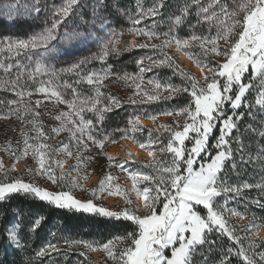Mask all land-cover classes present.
I'll list each match as a JSON object with an SVG mask.
<instances>
[{"label":"snow or ice","instance_id":"6c2138e0","mask_svg":"<svg viewBox=\"0 0 264 264\" xmlns=\"http://www.w3.org/2000/svg\"><path fill=\"white\" fill-rule=\"evenodd\" d=\"M164 6L165 0H156L152 7L144 9L142 0H136L137 11L129 15L130 27L117 30L111 21L102 16L104 0H93L89 14L94 22L99 20V30L104 33L103 37H96L100 39L98 53L59 70L52 64V60L66 54L69 46L93 38L92 33L61 31V26L70 16L81 13L86 7L83 0H62L60 5L53 4L50 7L45 5L44 0H16L0 10V15L10 19L21 14L39 17L46 7L51 14L50 22L46 21L41 30L25 38L0 39V51L14 53L16 57L24 55L34 64L27 81H22L21 76L17 75L12 81L6 82L10 83L9 90L18 99L7 102V111L0 112V119L15 116L22 125V143L17 141L14 147L9 141L2 150L16 161L30 156L36 161L37 168H28V174L41 175L59 189L50 190L35 180L25 181L22 176L10 177V172L16 170L15 164L9 168L0 158V202L19 194L60 209L132 222L137 229L135 232L115 235L101 244L82 239L65 240L69 249L82 247L85 251L80 255L85 257L89 252L103 251L113 264H193V256L198 254L200 246L214 245L215 242L209 239L213 231L226 235L235 245L224 249L217 264H232L231 258L234 256L240 257L243 264H264V236H261L264 218H254L243 224L241 221L246 218V213L228 207L229 200L241 197L245 189L256 188L264 192V182L234 185L221 177L226 162L231 161L233 169L237 167L235 152L241 153V162L255 159L264 168V145L255 157L248 154V160L245 161V144L241 138L243 133L239 129V122L244 119L245 112H238L246 107L249 118L254 119L257 115L264 117V0H232L231 6L225 0H209L207 3H202V0H185L179 14L170 18L168 31L157 30V19H152L150 26H140L146 19L160 17ZM193 6L196 8V23H207L209 34H197L194 31L196 25H192L191 35L180 37L175 28L185 22ZM118 11L125 14L122 9ZM93 27H96L95 23ZM213 27L214 35L211 34ZM125 31L143 36L145 40L140 43L129 41L124 51L150 49L153 53L136 60L138 71L121 75L113 73L111 66H108L99 71L85 72V67L93 60L103 64L110 53H120L118 45ZM153 40H159L160 43H152ZM173 44L177 52L183 51L193 60L200 69V78L182 67L169 54L167 49ZM12 67L13 64L0 61V69L5 73ZM160 67L172 69L173 75L181 83L175 84L171 78L161 82L155 76L145 79L146 72ZM61 73L75 74L80 78L76 83L86 81L92 86L93 94L83 96L73 84L67 81L57 83ZM111 75H116L133 89L132 94L123 102L117 96L102 91L104 81ZM38 77L48 79H40L35 87H30ZM69 89L71 98L66 99L65 93ZM251 90H255L254 101H249L246 96ZM183 93L190 97L188 103L155 114L147 113V118L154 124L161 115L173 116L174 121L173 124H158L154 129H148L147 139L143 142L135 141L136 133L144 131L139 115H130L127 127L114 130L121 133L120 139L138 142L150 158L147 162L135 160L136 154L129 151L128 160L114 163L115 158L103 151L106 143L117 142L112 132L106 133L99 127L107 113L123 104L141 106L168 102ZM34 94L42 95L43 100L33 101ZM44 101L66 104L68 107V111H60L55 115L54 119L59 124L50 127L49 132H45L41 113L37 110ZM4 103L0 101V105ZM254 107L257 109L255 113ZM87 113L93 114L95 123L93 119L86 118ZM217 129L215 142L210 144ZM234 130L238 133L236 136L232 135ZM64 131L69 133L68 143L53 146L48 142L49 134L54 137ZM244 131L264 139V119L259 121V128L249 124ZM30 132L35 135L30 136ZM153 132L156 133L155 137ZM165 133L166 142L161 138ZM86 141L102 150L108 158L109 168L117 167L127 173L132 180L136 201H142L145 215L138 214L140 205L134 202L129 191L117 182L118 178L111 172L99 181L97 187L88 189L89 199L77 198L74 190L85 188L88 173L84 169L87 167L86 162L92 159L83 156V152L89 149ZM186 141L190 142V147ZM233 144L237 145L235 150ZM60 153L66 158L74 157L76 163L66 170L64 165L67 159L56 158ZM202 154L208 155L209 161L198 163L203 161ZM168 156L170 159L163 158ZM129 161L141 165V168L129 170L125 167ZM73 171L78 176H72ZM141 184L145 186L140 187ZM104 193L122 196L125 206L115 211L94 203ZM218 197H223V203L217 204ZM255 202L264 207V203L259 200ZM161 205L163 211L158 214L157 208ZM196 206H203L205 214L197 211ZM14 215L15 219L6 228L5 235L11 245L19 248L22 228L19 210ZM233 218L237 219L236 224L229 223ZM44 219L43 216H37L30 230L34 231ZM169 248L170 256L165 254ZM52 251L59 249L48 244L36 256L44 257ZM204 259L206 264L207 257Z\"/></svg>","mask_w":264,"mask_h":264},{"label":"trees","instance_id":"16d2710c","mask_svg":"<svg viewBox=\"0 0 264 264\" xmlns=\"http://www.w3.org/2000/svg\"><path fill=\"white\" fill-rule=\"evenodd\" d=\"M155 2L156 0H142V7L144 9L150 8ZM207 2H209V0H202V3ZM225 2L229 3V6L232 4V0H225ZM83 3L86 7L82 9V12L81 14H78V17L71 19L70 24L67 26L71 30L79 31L83 28L86 29V26L93 21L92 16L89 14L93 0H83ZM184 3L185 0H165V6L161 10L162 15L157 18L144 20L140 26H150L152 19H157V30L159 32L168 31L170 27V18L179 14V9ZM118 9L124 10L125 14L122 15ZM195 10L196 8L193 6L185 22L178 28H175V32L178 36L186 37L191 35L193 31L191 28L192 25H196L194 31L197 34H209V26L207 23H196L197 16L195 15ZM136 11V0H104L102 16L107 20H110L117 30L127 29L130 27L129 15H134ZM25 27L27 26H23L21 29L25 30ZM211 34H215V27L212 28ZM122 36H135L137 43L141 40H145V37L136 36L127 31H125ZM146 55H153V53L150 49H136L128 52L124 51L119 54H112L103 64L99 61L93 60L87 65V71H99L111 66V70L119 71L121 75L125 72L135 73L138 71L135 63L136 60L139 57ZM78 56H76V58L80 57L83 59L89 55ZM60 67H63V65L61 64ZM56 69L58 70V68ZM157 70L159 73L161 72L160 69ZM28 73L29 72H23L21 70H10L5 73L3 69H0V101L5 102L3 105H0V111H7V102L18 99L15 94L9 90L10 83L6 82L12 81L17 75L21 76L22 81H27ZM69 77L70 76H67L66 73H61L57 83L63 84L64 81L71 83L70 81L74 79L75 82L71 84H73V87H75L79 93L83 96L93 94L92 86L88 85L86 81L80 80L79 83H76V81L80 79L79 77L74 76L71 80H69ZM40 79L46 80L48 77H38L37 81L30 84V86H36ZM102 90H104L106 94L109 93L105 88H102ZM185 94L188 95L187 93ZM112 95L116 96L115 93H112ZM246 96L249 101H254L255 90H251ZM117 97L121 99L120 96ZM169 107V101L148 104L144 106V108L142 107L143 109L133 105L123 104L122 107L114 109L105 115V119L102 125H100V128L107 127L114 130L122 129L127 127V120L132 114L141 115L143 116L142 118L145 117L146 119L147 113H159L171 109ZM256 111L257 109L254 107L253 112L255 113ZM238 112H245L244 119L239 122V129L240 132L243 133L241 138L245 144L244 156L245 161H247L248 154H251L253 157L256 156L261 146L264 145V139L259 138L256 134L244 131L245 126L251 124L253 127L259 128V121L264 119V117L257 115L254 119L249 118L246 107H242ZM41 117L42 113L40 119L45 126V132H49L50 127L56 122L54 115L49 113L46 118ZM88 118H94L93 114L88 115ZM19 122L20 121L18 120L17 126H19V131L18 133H15V145L17 141L22 143V137L20 135V128L22 125H20ZM28 127L30 128V126ZM147 130L148 128L144 127L143 132H146L145 134L136 133L135 141L143 142L146 140L148 136ZM237 134L238 133L235 130L232 133L233 136H236ZM29 135L34 136L35 134L30 132ZM57 137L58 136L53 137L49 134L48 142L53 146H58L54 143V140ZM120 137L121 133L118 132L113 138L118 142L122 140ZM129 140L139 146L138 142H134L132 139ZM236 147L237 145L233 144L234 150ZM240 155L241 153L235 152L237 164L235 169L231 167V161L226 162L224 172L221 174L222 179L226 178L230 184L234 185H239L243 182H248L250 184L264 182V168H261L255 159L250 162H241ZM29 160L32 161L34 159L30 157ZM89 171L91 172V170ZM256 200L264 203V192H261L256 188L245 189L241 197L230 199L228 204L231 208L246 213V217L248 218H264V207H261L260 203H256ZM17 210H19L20 224L22 226L20 231L21 246L19 248L11 245L5 235V230L15 219L14 214ZM37 216H43L45 219L40 226L34 231H31L30 226ZM136 230V226L132 222L126 220L117 221L89 213L60 209L46 202L16 194L12 195L7 201L0 202V264H89V261H91V264H113V261L107 263L95 262L88 254L87 257L82 256L80 255L84 250L82 247H72L69 249L65 240L82 239L101 244L115 235H124L128 232H135ZM209 239L215 242L214 245L205 244L200 246L197 249L198 254L193 256V264H205V257H207L206 264H217L224 249L229 246L235 247L234 243L230 241L226 235L220 234L217 231H213ZM48 244L55 245L59 251H52L44 257H37L36 253ZM231 259L232 264H243L240 257L234 256Z\"/></svg>","mask_w":264,"mask_h":264},{"label":"rangeland","instance_id":"374dc122","mask_svg":"<svg viewBox=\"0 0 264 264\" xmlns=\"http://www.w3.org/2000/svg\"><path fill=\"white\" fill-rule=\"evenodd\" d=\"M16 0H0V10H2L4 8L5 5L8 4H12L15 3ZM44 3L46 6L50 7L51 5L55 4V5H60L62 3V0H44ZM48 7L45 8V11L42 12L40 14L39 17H27L24 14H21L19 17L15 18V19H10L7 18L3 15H0V39H6V38H25L27 37L29 34L34 33L36 31L41 30L44 26H45V22L48 21L50 22V17L51 14L48 11ZM82 12V11H81ZM78 14L81 13H77L76 15H72L68 18L67 22L61 26V31L64 30H69L71 31L70 28H68L67 26L70 24V20L74 19L76 17H78ZM110 21V20H109ZM95 23L96 27H93V24ZM23 26H27L25 27V30H22L21 28ZM79 32L82 33H92L93 38H90L89 40H87L84 43H75L74 46H69L66 54L63 55H59L57 56L56 59L52 60V64L55 66V68L61 69V68H65L67 66H69L70 64H72L73 62H76L78 60H80L81 58L79 56H83L88 54V57L93 56L94 54L98 53L99 50V46H100V39H97L96 37H103L104 33L103 31L99 30V20H96L95 22L92 21L89 23V25L86 26V29H82L79 30ZM207 35V34H204ZM213 35V34H212ZM135 38L134 40L137 42V39L135 36H121V43L118 45V47L120 48V53L124 52V47L125 44L128 43L129 41H132V39ZM140 42H144V40L139 41ZM152 43H160L159 40H153L151 41ZM221 43H223V41H221ZM167 51L169 52L170 55H172L177 62L184 68L188 69L190 72H192L193 74H195L198 78L201 77V72L199 69H196L194 67L195 63L193 62V65H187L185 61H182L179 55V52L176 51L175 45L173 44L172 46H170ZM79 55V56H78ZM110 55H112L110 53ZM109 55V56H110ZM76 56H78L79 58H76ZM108 56V57H109ZM35 59V58H33ZM219 59V58H217ZM0 61H3L4 63L8 64L11 63L13 64V67L11 70H21L23 72H29L32 70V68L34 67V64L32 61H29L27 59V57H25L24 55H21L19 57H16L14 53H8V52H2L0 51ZM17 61L19 63H17ZM145 63H147L145 61ZM61 64L63 65V67H60ZM88 67H85V72L87 71ZM157 69H160V73ZM113 73L116 74H120L119 71H113L111 70ZM205 71H207V69H205ZM251 71V69H250ZM65 74V73H64ZM67 76L69 77V80H71L74 76H76L75 74L72 73H66ZM149 74V76H148ZM250 74V73H249ZM249 74H246L249 75ZM157 77L158 79L161 80V82H166L169 80V78H171L172 82L175 84H180L181 80L173 75V70L167 67H160V68H154L152 70V72H146L145 73V79L147 80V78L150 77ZM71 83H74L75 80L72 79L70 81ZM30 87H35V86H30ZM106 90H108L109 93H115L116 96H120L121 97V101L123 102L124 100L127 99V97L129 95L132 94L133 89L131 87H129L127 84L124 83V81L120 80L117 78L116 75H111L109 76V78L107 80L104 81V87ZM71 89L67 90L65 93V98L69 99L71 98ZM104 91V90H102ZM105 92V91H104ZM106 93V92H105ZM33 100L36 99H42L43 100V96L40 94H34L32 97ZM190 97L188 95H186L185 93L181 94V96L177 99H173L171 101H169V108H174L177 105H184L186 103L189 102ZM144 106L146 105H141V106H136L138 108H144ZM167 106V105H166ZM226 108H228V105L225 106ZM142 108V109H143ZM38 111L40 113H42V117L41 118H46V116L51 113L54 115H58L60 111H68V107L66 104H54L52 101H44V104L38 109ZM0 112H6V111H0ZM88 115H92L91 113H87L86 117L88 118ZM140 117H143L141 115H139ZM145 118V117H144ZM94 120L95 123V118H90ZM148 119V118H146ZM17 119L15 116H13L10 119H0V158H3V161L5 163V165L9 168H11V166L13 164H15V171L10 172L9 176L10 177H19L22 176L24 178L25 181H29V180H35V182L41 186L47 187L50 190L56 191L59 190L55 185H52L50 181H48L45 177L41 176V175H35V176H30L27 172L28 168H32V169H36L37 168V163L35 160L30 161L29 158H24V159H20L19 161L14 160V158L12 156H10L8 153L4 152L2 150L3 146H6L7 143L9 141L12 142L13 146L15 147V142H16V137H15V133H18L19 131V126L17 123ZM56 121V120H55ZM174 121V117L173 116H164L161 115L158 118V121L156 122V124H151V125H143L144 127L148 128V129H154L155 127H157L158 124H173ZM21 125V122H19ZM59 122L56 121L53 126H58ZM100 127V126H99ZM104 132H112L113 133V137L116 136V134L118 132H115L114 129H109V128H102ZM161 132H163V129H161ZM138 133H143L145 134L146 132H138ZM148 135V133H147ZM166 133L164 134L163 137H161L162 139H165L166 142ZM218 135V129L216 131H214L213 137L210 139V144H213L215 142V136ZM156 136V133L153 132V137ZM130 141L129 139H122L116 143H106L105 147L103 149L104 152H107L109 154H111L115 160L114 163L119 162L121 160H128V146L126 145V141ZM68 143L69 142V133L67 131L61 132L58 137L54 140V143L57 144L58 146L61 143ZM89 144V149L87 151L83 152V156L85 157H92L91 160L87 161V167L84 169L85 172L88 173V179L87 182L85 184V188L83 190L80 189H76L74 190L75 195L77 196L78 199L81 200H87L90 198V193L88 191V189L91 188H95L97 187L99 181L108 173L111 172L114 176H116L118 178V183L121 184L125 189H127L131 195V198L134 200V202H136L137 204L140 205V210L138 212L139 215H145V211L142 207V201H136V197H135V192L132 191L133 188V184H132V180L128 177L127 173L121 171L119 168L117 167H112L109 168L108 164V158L107 156L103 155L102 150L95 145H92L91 142L86 141ZM131 142V141H130ZM17 144V143H16ZM186 145L187 146H191L190 142L186 141ZM116 147L117 150L115 153H111L110 149L111 147ZM214 153V149L212 150ZM203 156V161H198L199 162H205V161H209V156L202 154ZM57 159H67V163L64 165L65 169H69L71 168L72 165H74L76 163L75 158H66L64 156L63 153H60L57 155L56 157ZM164 159H170V156L168 157H163ZM150 158H135V160L137 161H144L147 162ZM125 167L129 168V170H134V169H139L141 168V165L136 164L132 161H129L128 164L125 165ZM91 170V172L89 171ZM144 171H148V169H143ZM72 176H78V173L73 171L71 173ZM144 184H141L140 187H144ZM94 203L97 204H101L105 207H108L111 210H115V211H119L121 210L122 207L125 206V202L122 196L119 195H108L107 193H104L100 198L96 199L94 201ZM223 203V197H218L217 198V204ZM197 207V211H199L202 215L205 214V210L203 208V206H196ZM228 207L229 204H228ZM231 208V207H230ZM163 211L162 205L159 206L157 208V213L159 214L160 212ZM250 220H253L252 218H248L246 217L243 221H241V223L243 224H247ZM230 224H236L237 223V219L233 218L231 220H229ZM261 236H264V230L261 233ZM85 251V250H83ZM165 254L166 255H171V250L166 249L165 250ZM88 255L95 261V262H102V263H107L110 262L112 260H110L109 258L106 257V254L103 251H95V252H89Z\"/></svg>","mask_w":264,"mask_h":264},{"label":"bare ground","instance_id":"6f19581e","mask_svg":"<svg viewBox=\"0 0 264 264\" xmlns=\"http://www.w3.org/2000/svg\"><path fill=\"white\" fill-rule=\"evenodd\" d=\"M134 39H135V38H133L132 40H134ZM179 55H180L181 60H182V61H185L187 65H193L192 60H190V59L185 55L184 52L179 51ZM194 67H195L196 69H199L196 65H194ZM199 70H200V69H199ZM140 118H141V121H142L143 125L148 126V125L153 124V122H152L150 119H145V118H142V117H140ZM125 141H126V140H125ZM125 143H126V145L128 146V150L136 154V155H135V158H138V159H139V158H142V157H143V158H147V159L149 158V157L147 156V152H146L144 149L140 148V146H138V145H136V144H134V143H132V142H130V141H126ZM116 150H117V148H116L115 146H114V147H111V149H110L111 153H115ZM127 158H128V157H127ZM262 232H263V230L261 231V233H262Z\"/></svg>","mask_w":264,"mask_h":264}]
</instances>
